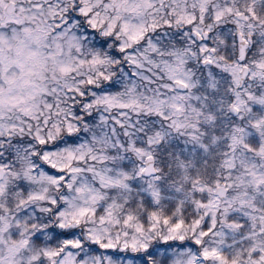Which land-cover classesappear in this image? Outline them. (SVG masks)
Wrapping results in <instances>:
<instances>
[{
  "label": "snow or ice",
  "instance_id": "snow-or-ice-1",
  "mask_svg": "<svg viewBox=\"0 0 264 264\" xmlns=\"http://www.w3.org/2000/svg\"><path fill=\"white\" fill-rule=\"evenodd\" d=\"M0 264H264V0H0Z\"/></svg>",
  "mask_w": 264,
  "mask_h": 264
}]
</instances>
